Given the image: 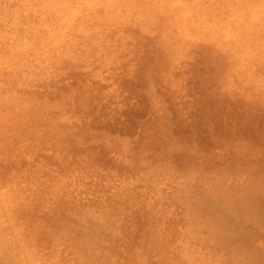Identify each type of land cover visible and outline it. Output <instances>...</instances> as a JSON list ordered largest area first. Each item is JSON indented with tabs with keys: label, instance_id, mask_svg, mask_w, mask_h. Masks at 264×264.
<instances>
[{
	"label": "rangeland",
	"instance_id": "rangeland-1",
	"mask_svg": "<svg viewBox=\"0 0 264 264\" xmlns=\"http://www.w3.org/2000/svg\"><path fill=\"white\" fill-rule=\"evenodd\" d=\"M0 264H264V0H0Z\"/></svg>",
	"mask_w": 264,
	"mask_h": 264
},
{
	"label": "trees",
	"instance_id": "trees-1",
	"mask_svg": "<svg viewBox=\"0 0 264 264\" xmlns=\"http://www.w3.org/2000/svg\"><path fill=\"white\" fill-rule=\"evenodd\" d=\"M145 59H147V58L145 57ZM143 60H144V58H143ZM149 61L153 63V58ZM148 68L150 69V66H148ZM198 68H200V67L194 68V70H195L194 74L195 75H197L198 72H201L202 70H204V68H200V69H198ZM154 72L156 73L157 71H155V69L153 68V75L152 76H154ZM142 82H144L143 77L141 79H139V81L136 84L134 83L130 87V92L133 93V95H135V98H134L135 102L132 105H130L123 112L122 116L125 118L124 121L119 122V120L116 119L114 121V123H112V124L109 123L108 127H105L103 124V121L101 120L104 117L102 115V113L104 112V107H105L103 104L96 103L97 104L96 106L89 104L88 105V111H90L91 115H88L87 112H84L82 110H80L81 112L73 111V107L76 105L73 103V101L72 102L68 101L66 103L67 107L65 109L66 114H72V118H74L77 115L82 116L81 114L85 115V116H82L83 120H82V124L80 126L78 125V123L74 122L75 126H73V128H70V129L72 130V129L77 128L76 133L78 135L83 134L81 138H83L85 143L91 142L92 140L104 138L105 140L111 139V142L118 144L120 146V145H122V142H123L122 140H124V138L126 136H128V138L131 140V145H132V148H130V150L132 152H134L136 155H139L140 154V152H139L140 148L138 146H136V143L133 141L134 140L133 137L135 135L131 134V131H133L134 128L136 127L137 121L141 116V111L146 106V102L144 101L146 96L142 93L143 92V89H142L143 87L141 86ZM152 84L154 86H157L153 82H152ZM191 85H192V88L196 92L198 90V87H199L198 80L191 83ZM147 88H149V86ZM139 89L142 92H140ZM155 92L157 95L163 94V96H165V97L167 94L165 92L163 93L162 90L158 87H157ZM131 99L133 100V98H131ZM166 101L169 102V99L167 98ZM75 102H78V100ZM86 106H87V104H86ZM77 109L78 110L80 109L79 105H77ZM94 115H97V116H94ZM142 115H143V113H142ZM91 116H94L92 118V120H90ZM88 120L90 122H87ZM49 121L50 120L47 118V116L38 115L37 117H33L31 119V122H30L31 125H28L29 128H33V127L34 128H41V133L38 137L40 142L44 141L43 138L45 136L52 133V129L50 128ZM118 125H122V128L118 127ZM60 134L61 135L65 134L66 136H68L69 132L67 130H58V133H54L53 138H55L56 136H59ZM116 134H118V136H120V137H117ZM119 138H121V139H119ZM71 146H72V144H71ZM74 149H75V146H72V147L67 146V150H66V151H68L67 154L71 155V152H74ZM74 154H77V153L74 152ZM73 158L75 159V155L73 156ZM97 159L100 160L99 158H97ZM75 161H73V163H75Z\"/></svg>",
	"mask_w": 264,
	"mask_h": 264
}]
</instances>
